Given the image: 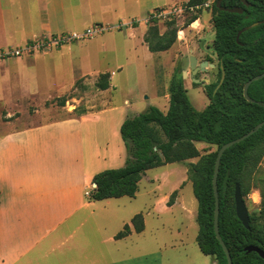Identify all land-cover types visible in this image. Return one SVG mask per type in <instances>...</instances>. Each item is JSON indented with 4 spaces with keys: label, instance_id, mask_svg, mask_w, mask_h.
Masks as SVG:
<instances>
[{
    "label": "crops",
    "instance_id": "obj_1",
    "mask_svg": "<svg viewBox=\"0 0 264 264\" xmlns=\"http://www.w3.org/2000/svg\"><path fill=\"white\" fill-rule=\"evenodd\" d=\"M177 1L0 0V49L24 45L42 35L82 31L93 24L145 19L154 10ZM113 38L108 35L104 41L109 43ZM93 44L14 63L0 62V102L5 101L4 84L20 91L16 98L24 99L52 83L41 75L40 60L59 59L79 47L81 58L91 65L90 59L99 51L98 44ZM106 50L117 52L109 44ZM189 57L184 66L188 70ZM4 105L10 116V109ZM104 112L89 111L21 129H15L12 121L0 123V264H131L132 258L157 264L156 256L165 247L163 237L157 235L164 227L162 216L179 213L196 221L195 205L184 195L188 183L183 186L187 182L183 171L180 182L163 195L158 192L163 173L156 177L144 174L134 198L88 200L86 194L94 188L92 179L99 173L96 166L100 160L85 149V142L91 143L89 135L99 128L107 130L110 134L103 141L107 147L109 142L112 148L118 144L119 162L123 164L126 159L117 131L127 116L122 121L117 113L111 116H115L112 121L99 125ZM111 159V164H104L107 159L103 158L102 169L114 168V155ZM145 180L152 188L145 190V200L135 205L139 185ZM190 208H194L191 213ZM136 215L142 216L140 233L131 223ZM126 225L129 234L116 238ZM158 264H163L161 259Z\"/></svg>",
    "mask_w": 264,
    "mask_h": 264
},
{
    "label": "trees",
    "instance_id": "obj_2",
    "mask_svg": "<svg viewBox=\"0 0 264 264\" xmlns=\"http://www.w3.org/2000/svg\"><path fill=\"white\" fill-rule=\"evenodd\" d=\"M246 1L249 4L247 7L240 0H223L221 3L226 9L242 7V14L221 11L215 3L212 6V47L218 63V81L206 86L209 104L204 110L197 111L188 100L181 73L175 71L168 86L169 106L165 113L156 107H149L143 113L127 117L121 124L119 133L126 153L125 165L120 169L97 173L92 179L95 187L89 192V201L134 198L146 171L197 158L199 154L195 143L215 146L218 150L264 121V77L248 88V96L254 103L243 97L244 85L264 72V0ZM198 2L190 0L188 6ZM196 19L192 17L190 22ZM156 22L157 19L151 20V23ZM259 22L263 23L242 33L236 40L240 30ZM176 36L175 28L160 37L156 27H151L144 42L151 53L164 52L175 43ZM222 74L224 80L219 86ZM107 80L108 74L100 76L97 88L107 90ZM259 145H264V125L243 142L226 150L220 161L217 177L219 234L230 253L232 264H264V259L257 253L245 251L246 247L255 246L264 252V230L259 225L264 217V192L261 195V213L249 214V229H245L237 218L234 202L237 185L245 201L249 190V185H245V175L256 153L254 149ZM216 153L201 156L196 163L189 164L187 180L192 184L197 202L196 244L200 252L216 264H227L213 223L215 201L212 179ZM174 195H171L169 204ZM131 223L136 233L143 230L141 215L134 216ZM129 232L126 225L116 238H122Z\"/></svg>",
    "mask_w": 264,
    "mask_h": 264
},
{
    "label": "rangeland",
    "instance_id": "obj_3",
    "mask_svg": "<svg viewBox=\"0 0 264 264\" xmlns=\"http://www.w3.org/2000/svg\"><path fill=\"white\" fill-rule=\"evenodd\" d=\"M189 1L180 0L165 7V9L154 10L145 19H132L126 23L118 22L111 25L100 24L107 27V31L92 38L80 41H64L63 43L60 42L61 44L43 42V47L39 50L24 51L17 58L5 60L14 63L34 56H48L61 51L63 48L86 46L93 43H97L99 47L95 59H90L91 65L87 60L81 58L79 47H77L79 50L64 53L59 59L49 58L48 62H46L47 60H40L41 75L48 76L52 83L42 89L41 93L31 95L29 98H16L21 96L20 91L10 90L13 87L7 84L2 85L4 103L10 109L11 115H8L4 103L0 102V123L12 121L15 129H21L35 124L81 116L89 111L104 110L105 114L100 116L102 121L99 123V125H103L106 121H112L115 116H111L117 113L122 121L126 116L138 115L149 107H156L165 113L169 106L168 86L175 71L181 73L191 105L197 111L203 110L209 104L206 86L218 81V63L212 47L214 39L212 6L217 0H199L194 6H188ZM205 4L208 7H205ZM188 7H192V10H189ZM163 10L171 12V15L165 19L154 17ZM192 17H197V19L190 22ZM152 19H157V22L151 23ZM151 27H156L160 37L168 34L173 28L177 29L175 43L167 51L149 52L144 38L146 35L148 36ZM84 30L65 32L64 34L81 33ZM108 35L114 36L115 40L113 38L109 43L104 41ZM52 36L58 37L59 34L42 35L31 42L40 43L38 41L43 39L52 41ZM155 41L156 39L151 43L154 44ZM27 43L15 47H25L29 45ZM107 44L117 52H107ZM187 55L196 57L198 63L206 61L215 66L214 68L208 67L206 71L194 75V79L208 80V84L202 86L193 83L190 70L184 67L187 63ZM183 72H185L184 76ZM104 74H108L109 85V90L105 92L96 86L100 76ZM111 85L113 88L110 90ZM109 134L107 130L99 128L89 135L91 143L85 142V149L89 150L94 158L100 159L97 163L98 166H96L99 168L98 172L107 170L101 167V164L104 163L103 158L107 159L104 164H111V157L114 155L115 160L114 165H112L114 168L109 167V169H120L126 162V159L123 164L119 162L118 144L112 148V142H109V147H107V142L103 141ZM117 137L120 138L118 131ZM194 147L199 154L197 158L180 162L177 164L179 166L166 164L145 172L147 177H156L163 173L162 185L158 191L162 195L180 182L182 171L186 173L187 177L189 164L196 163L201 156L217 152L215 146L204 143H195ZM254 151L256 153L253 154L250 168L245 175V185L250 187L248 186L249 190L244 202L249 214L259 215L263 208L261 195L264 192V145L257 146ZM120 165L121 167H117ZM186 184L188 187L184 195L193 201L195 216L197 202L193 196L192 184L188 180L183 186ZM151 188L152 186L147 184V180L141 182L139 185L140 196L133 203L137 205L143 199L145 200L143 194L145 190ZM190 210L191 213L194 208H190ZM162 221L164 227L160 229V233L157 235L163 237L165 247L162 248L160 256H156L157 264L159 259L163 264H216L212 258L202 255L198 249L196 244L198 227L195 217L191 220L190 217L185 218L179 213H176L175 216L164 214ZM259 225L264 230V217L260 219ZM147 261L150 262L151 260L132 258L131 264H146ZM149 264L156 263L151 262Z\"/></svg>",
    "mask_w": 264,
    "mask_h": 264
},
{
    "label": "water",
    "instance_id": "obj_4",
    "mask_svg": "<svg viewBox=\"0 0 264 264\" xmlns=\"http://www.w3.org/2000/svg\"><path fill=\"white\" fill-rule=\"evenodd\" d=\"M223 0H217L215 5L216 7L221 10V11H226L228 13H234V14H242L243 13V9L242 7H233L231 9H226L223 8L221 6ZM242 5L247 7L249 4L246 0H240ZM263 22H259V23H254L250 26L244 27L242 30H240L237 33L236 36V40H239V37L242 33L258 26L259 24H261ZM189 66H190V74H191V80H193V83H198L202 86L206 85V83L208 84L209 81L205 80V81H200V80H196L194 79V75H196V73L201 72V71H206L208 67H212L214 68L215 66L213 64H209L208 62L204 61L202 63L197 62L196 57L191 56L190 60H189ZM185 75V72H183V76ZM264 77V72L261 75L255 76L253 78H251L243 87V97L246 101L250 102V103H254V100H252L249 96H248V88L249 86L255 82L258 81L260 79H262ZM224 80V74H222L221 76V80L219 83L220 84L223 82ZM218 86V87H219ZM264 125V121L259 123L258 125H256L252 130H250L248 133H246L245 135L230 141L224 145H222L220 148H218L217 153H216V158H215V164H214V171H213V179H212V187H213V194H214V201H215V208H214V219H213V223H214V233L216 236V239L218 240L220 246L222 247V250L226 256L227 259V264H232V259L230 256V253L227 249V247L225 246L224 242L222 241V238L219 234V225H218V218H219V194H218V190H217V177H218V173H219V166H220V161L221 158L224 154V152L226 150H228L229 148H231L232 146L239 144L241 142H243L245 139L249 138L250 136H252L253 134H255L257 131H259ZM234 202H235V212H236V216L237 218L240 220V222L242 223V225L245 227V229H249V212L247 209V206L242 198L241 195V191H240V187L239 185H237L235 187V191H234ZM245 251L247 253H251V252H255L257 253L262 259H264V252L262 250H260L258 247L255 246H248L246 247Z\"/></svg>",
    "mask_w": 264,
    "mask_h": 264
},
{
    "label": "built area",
    "instance_id": "obj_5",
    "mask_svg": "<svg viewBox=\"0 0 264 264\" xmlns=\"http://www.w3.org/2000/svg\"><path fill=\"white\" fill-rule=\"evenodd\" d=\"M204 6L208 7L207 4H205ZM188 9L192 10V7H188ZM169 15H171V12H167V11L163 10L160 13H158L157 15H154V17L157 19H165ZM105 31H107V27H105L104 25L95 24L92 27L87 28L86 30H84L81 33H68V34L61 33V34H59L58 37L52 36V39H53L52 41L48 40V39H43V40L38 41L40 43H35V42L30 41L31 43L28 42L27 44H29V45H26L25 47L2 48V49H0V62L5 61V60H9V59L17 58L24 51H32V50H36V49L39 50V49H41V47H43V42H46L47 44H49V43L58 44L60 42L63 43L64 41H69V42L70 41H80L83 39L95 37L97 35L102 34ZM86 195L88 196L89 192Z\"/></svg>",
    "mask_w": 264,
    "mask_h": 264
}]
</instances>
